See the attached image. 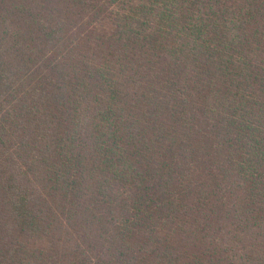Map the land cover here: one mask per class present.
I'll return each mask as SVG.
<instances>
[{
    "label": "trees",
    "instance_id": "16d2710c",
    "mask_svg": "<svg viewBox=\"0 0 264 264\" xmlns=\"http://www.w3.org/2000/svg\"><path fill=\"white\" fill-rule=\"evenodd\" d=\"M0 264H264V0H0Z\"/></svg>",
    "mask_w": 264,
    "mask_h": 264
}]
</instances>
